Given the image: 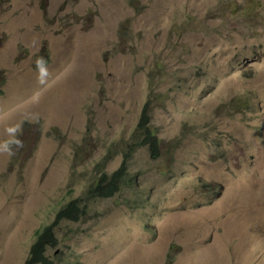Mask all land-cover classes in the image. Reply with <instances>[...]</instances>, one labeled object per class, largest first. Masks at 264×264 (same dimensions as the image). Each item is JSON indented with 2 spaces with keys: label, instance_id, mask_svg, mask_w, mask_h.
Returning <instances> with one entry per match:
<instances>
[{
  "label": "rangeland",
  "instance_id": "obj_1",
  "mask_svg": "<svg viewBox=\"0 0 264 264\" xmlns=\"http://www.w3.org/2000/svg\"><path fill=\"white\" fill-rule=\"evenodd\" d=\"M74 199L55 264H264V0H0V264Z\"/></svg>",
  "mask_w": 264,
  "mask_h": 264
},
{
  "label": "trees",
  "instance_id": "obj_2",
  "mask_svg": "<svg viewBox=\"0 0 264 264\" xmlns=\"http://www.w3.org/2000/svg\"><path fill=\"white\" fill-rule=\"evenodd\" d=\"M48 56V51L44 52ZM151 98L156 99V96L149 97L145 101L142 114L139 118L136 127L137 147H146L152 159H158L161 156V140L153 132L150 124V103ZM132 153H126L125 159L120 167L112 173L104 172L98 180L88 190L90 197L95 199H107L115 196L121 191L124 182L129 175V160ZM88 209L82 205L80 199H74L65 207L59 209L54 220L43 227L39 228L36 233V240L32 243L29 254L24 264H55L54 259L48 255L50 247L56 246L59 243L57 228L65 219L79 220L86 216Z\"/></svg>",
  "mask_w": 264,
  "mask_h": 264
},
{
  "label": "bare ground",
  "instance_id": "obj_3",
  "mask_svg": "<svg viewBox=\"0 0 264 264\" xmlns=\"http://www.w3.org/2000/svg\"><path fill=\"white\" fill-rule=\"evenodd\" d=\"M36 240V239H35ZM169 260L172 262V259L169 258Z\"/></svg>",
  "mask_w": 264,
  "mask_h": 264
},
{
  "label": "clouds",
  "instance_id": "obj_4",
  "mask_svg": "<svg viewBox=\"0 0 264 264\" xmlns=\"http://www.w3.org/2000/svg\"><path fill=\"white\" fill-rule=\"evenodd\" d=\"M41 71H43V69Z\"/></svg>",
  "mask_w": 264,
  "mask_h": 264
}]
</instances>
